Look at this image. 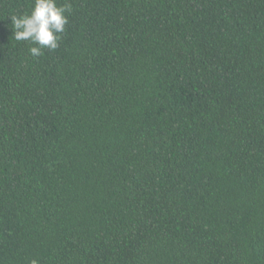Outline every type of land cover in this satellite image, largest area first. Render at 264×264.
<instances>
[{"label":"trees","instance_id":"trees-1","mask_svg":"<svg viewBox=\"0 0 264 264\" xmlns=\"http://www.w3.org/2000/svg\"><path fill=\"white\" fill-rule=\"evenodd\" d=\"M70 2L0 0V264H264V0Z\"/></svg>","mask_w":264,"mask_h":264},{"label":"clouds","instance_id":"clouds-1","mask_svg":"<svg viewBox=\"0 0 264 264\" xmlns=\"http://www.w3.org/2000/svg\"><path fill=\"white\" fill-rule=\"evenodd\" d=\"M71 9L70 0L64 4L58 0H34L30 13L10 16L15 40L32 41L35 46L29 53L33 57L41 56L44 49H57Z\"/></svg>","mask_w":264,"mask_h":264}]
</instances>
